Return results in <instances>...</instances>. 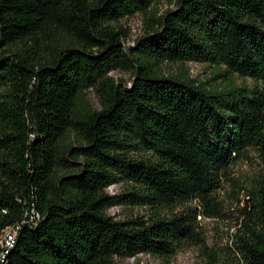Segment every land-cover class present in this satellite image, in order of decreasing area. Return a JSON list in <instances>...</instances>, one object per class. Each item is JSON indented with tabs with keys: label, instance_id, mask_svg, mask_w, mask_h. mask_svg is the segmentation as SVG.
<instances>
[{
	"label": "trees",
	"instance_id": "obj_1",
	"mask_svg": "<svg viewBox=\"0 0 264 264\" xmlns=\"http://www.w3.org/2000/svg\"><path fill=\"white\" fill-rule=\"evenodd\" d=\"M155 1L0 0V237L20 226L0 264H121L206 247L198 215L218 211L248 149L264 160V0H176L161 15ZM138 12L147 31L127 50L119 22ZM191 61L253 83L207 87L183 69ZM246 199L232 245L207 249L204 264H264V175ZM114 204L153 212L117 220ZM32 210L40 219L26 223Z\"/></svg>",
	"mask_w": 264,
	"mask_h": 264
},
{
	"label": "rangeland",
	"instance_id": "obj_2",
	"mask_svg": "<svg viewBox=\"0 0 264 264\" xmlns=\"http://www.w3.org/2000/svg\"><path fill=\"white\" fill-rule=\"evenodd\" d=\"M176 0H156L151 7L152 12L158 15L165 13L169 8H175ZM127 38L124 46L127 50L133 48L135 40L144 35L149 24V15L141 12L127 16L119 22ZM166 72L175 73L178 66L166 64ZM183 69H188L190 77L196 83H205L211 88H227L230 81L235 85L244 83L252 84L251 78H242L237 75L215 76L216 67L207 63L186 62ZM110 75L115 79H122L129 85L131 83V72L121 69H114ZM87 97L95 108H100V100L96 92L88 90ZM264 175V160L257 150L251 148L230 168V179L225 180L223 187L216 193V200L219 202L218 211L211 215H206L202 211L197 220L200 230L205 239V244H193L179 249L172 257L166 259L150 254H137L133 257L125 258L121 264H204L206 260V250L215 249L219 254L228 246L232 245V240L237 234L242 223L246 219L245 211L247 206V189L255 184ZM130 186L126 182L112 184L106 189V193L115 196L124 192ZM196 205V203H192ZM107 214L117 220H128L137 215L148 216L152 210H147L142 206L132 204H114L107 208Z\"/></svg>",
	"mask_w": 264,
	"mask_h": 264
},
{
	"label": "built area",
	"instance_id": "obj_3",
	"mask_svg": "<svg viewBox=\"0 0 264 264\" xmlns=\"http://www.w3.org/2000/svg\"><path fill=\"white\" fill-rule=\"evenodd\" d=\"M36 219H40V215L37 214L34 210H32L28 216L26 223L33 222ZM19 225L8 227L2 236L0 237V248H1V256L0 260L2 263L5 262L6 256L11 248L14 247L18 235Z\"/></svg>",
	"mask_w": 264,
	"mask_h": 264
}]
</instances>
